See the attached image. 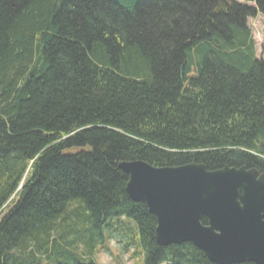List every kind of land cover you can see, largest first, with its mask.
I'll list each match as a JSON object with an SVG mask.
<instances>
[{
  "label": "trees",
  "instance_id": "obj_1",
  "mask_svg": "<svg viewBox=\"0 0 264 264\" xmlns=\"http://www.w3.org/2000/svg\"><path fill=\"white\" fill-rule=\"evenodd\" d=\"M246 1L0 0V264H97L111 237L213 264L157 244L119 164L264 174V0Z\"/></svg>",
  "mask_w": 264,
  "mask_h": 264
},
{
  "label": "water",
  "instance_id": "obj_2",
  "mask_svg": "<svg viewBox=\"0 0 264 264\" xmlns=\"http://www.w3.org/2000/svg\"><path fill=\"white\" fill-rule=\"evenodd\" d=\"M119 169L128 176L129 198L156 217L159 246L190 243L213 264H264V174L140 160L121 162Z\"/></svg>",
  "mask_w": 264,
  "mask_h": 264
},
{
  "label": "rangeland",
  "instance_id": "obj_3",
  "mask_svg": "<svg viewBox=\"0 0 264 264\" xmlns=\"http://www.w3.org/2000/svg\"><path fill=\"white\" fill-rule=\"evenodd\" d=\"M241 4H248L246 0H236ZM248 26L255 40L256 54L264 59V16L250 18ZM97 264H143L141 254L134 247L125 248V242L119 237H111L104 247L98 248L95 255Z\"/></svg>",
  "mask_w": 264,
  "mask_h": 264
},
{
  "label": "flooded vegetation",
  "instance_id": "obj_4",
  "mask_svg": "<svg viewBox=\"0 0 264 264\" xmlns=\"http://www.w3.org/2000/svg\"><path fill=\"white\" fill-rule=\"evenodd\" d=\"M261 174V173H260Z\"/></svg>",
  "mask_w": 264,
  "mask_h": 264
}]
</instances>
